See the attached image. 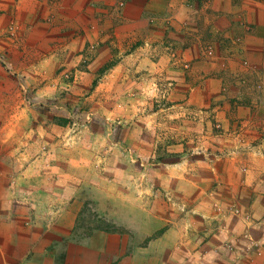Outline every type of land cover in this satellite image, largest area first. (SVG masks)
I'll use <instances>...</instances> for the list:
<instances>
[{"label":"rangeland","instance_id":"374dc122","mask_svg":"<svg viewBox=\"0 0 264 264\" xmlns=\"http://www.w3.org/2000/svg\"><path fill=\"white\" fill-rule=\"evenodd\" d=\"M155 4L0 0L1 224L46 222V192L74 205L73 239L93 230L133 236L140 225L154 233L185 225L192 208L215 215L225 208L218 171L228 108L229 130L236 128L235 107L225 101L240 95L238 75L226 80L231 91L206 89L204 107H178L194 93L156 71L155 50H174L171 32L162 33L170 20H156ZM32 20L45 35L33 38ZM199 50L215 62L211 44ZM224 59L206 77L226 78ZM232 60L252 72L247 57Z\"/></svg>","mask_w":264,"mask_h":264},{"label":"crops","instance_id":"0c3cea01","mask_svg":"<svg viewBox=\"0 0 264 264\" xmlns=\"http://www.w3.org/2000/svg\"><path fill=\"white\" fill-rule=\"evenodd\" d=\"M136 1L140 10H150L147 6L152 0ZM155 3L156 20H170L161 26L163 34L166 29L171 32L166 37L172 40L174 50H155L156 71L165 76L174 74L176 86L184 85L194 93L191 99L178 102V107L189 103L204 107L210 100L206 89L224 84L227 90L234 89L226 80L231 73L238 75L234 80L238 87L233 91L240 95L234 102L225 101L236 108V128L229 130L233 115L228 108L224 117L228 122L224 129L226 155L218 171L219 183L225 188L219 199L225 208L217 215L207 208H192L186 212L185 225L156 227L154 231L161 228L159 232L140 225L133 236L125 230H93L84 239H73L74 205L63 206L60 192H46V212L40 211L46 222L33 220L22 226L11 219L10 225L0 223V264H264V0ZM32 11L38 12L39 7ZM77 19L85 20L86 16L79 14ZM32 23L33 38L45 35L38 20ZM203 43L211 44L215 62L200 53ZM232 57L251 60L254 74L247 72L250 77L243 82L247 74ZM222 58L227 61L226 78L206 77ZM182 63L187 67L182 68ZM196 96L195 102L192 98ZM50 201L54 205L48 208ZM11 213L14 216L16 211Z\"/></svg>","mask_w":264,"mask_h":264},{"label":"trees","instance_id":"16d2710c","mask_svg":"<svg viewBox=\"0 0 264 264\" xmlns=\"http://www.w3.org/2000/svg\"><path fill=\"white\" fill-rule=\"evenodd\" d=\"M88 235H85V236H83V237H87Z\"/></svg>","mask_w":264,"mask_h":264},{"label":"built area","instance_id":"2783aa9c","mask_svg":"<svg viewBox=\"0 0 264 264\" xmlns=\"http://www.w3.org/2000/svg\"><path fill=\"white\" fill-rule=\"evenodd\" d=\"M245 63V62H244Z\"/></svg>","mask_w":264,"mask_h":264}]
</instances>
